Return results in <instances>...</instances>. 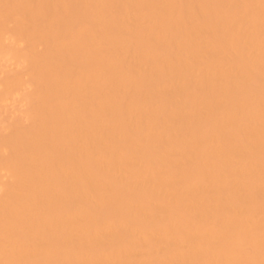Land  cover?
<instances>
[{"label": "bare ground", "instance_id": "obj_1", "mask_svg": "<svg viewBox=\"0 0 264 264\" xmlns=\"http://www.w3.org/2000/svg\"><path fill=\"white\" fill-rule=\"evenodd\" d=\"M0 264H264V0H0Z\"/></svg>", "mask_w": 264, "mask_h": 264}]
</instances>
